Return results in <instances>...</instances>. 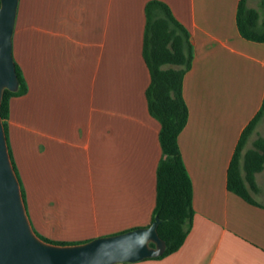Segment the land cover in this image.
<instances>
[{"label": "crops", "instance_id": "obj_1", "mask_svg": "<svg viewBox=\"0 0 264 264\" xmlns=\"http://www.w3.org/2000/svg\"><path fill=\"white\" fill-rule=\"evenodd\" d=\"M148 1L18 0L12 55L26 91L9 99L6 139L39 236L77 244L151 222L162 150L145 95ZM159 1L191 44L178 146L194 215L176 252L117 264H264V165L256 205L227 188L240 136L264 110V42L240 35L239 0ZM263 117L242 154L264 139Z\"/></svg>", "mask_w": 264, "mask_h": 264}, {"label": "trees", "instance_id": "obj_2", "mask_svg": "<svg viewBox=\"0 0 264 264\" xmlns=\"http://www.w3.org/2000/svg\"><path fill=\"white\" fill-rule=\"evenodd\" d=\"M259 17V12L248 7L246 0H239L236 21L243 38L264 42V20L259 22ZM145 19L142 55L150 73L145 95L150 115L160 123L158 139L162 150L156 170V197L151 217V222L156 217L160 219L157 232L165 242L163 254L155 258L159 259L181 247L191 229L194 215L192 185L178 146V135L188 119L182 82L191 65L192 51L188 31L174 18L165 3L159 0L148 1L145 5ZM15 69L18 89L15 92L5 89L0 105L6 136L9 99L26 91L25 81L16 64ZM263 111L258 112L243 130L227 171L228 190L253 205L257 203L251 192L258 191L255 174L264 165V139L257 138L253 147L244 154L242 149ZM8 150L11 157L9 147ZM11 161L17 175L12 157ZM21 191L25 201L22 187ZM39 237L55 244H74ZM150 246L153 244L150 243Z\"/></svg>", "mask_w": 264, "mask_h": 264}, {"label": "water", "instance_id": "obj_3", "mask_svg": "<svg viewBox=\"0 0 264 264\" xmlns=\"http://www.w3.org/2000/svg\"><path fill=\"white\" fill-rule=\"evenodd\" d=\"M17 6L18 0H0V105L5 89L15 92L19 86L12 55ZM159 223L156 217L146 227L77 244L40 238L27 215L0 116V264H117L156 258L165 250Z\"/></svg>", "mask_w": 264, "mask_h": 264}, {"label": "rangeland", "instance_id": "obj_4", "mask_svg": "<svg viewBox=\"0 0 264 264\" xmlns=\"http://www.w3.org/2000/svg\"><path fill=\"white\" fill-rule=\"evenodd\" d=\"M252 5H253V7H256V9L259 10V16H260L259 17V22H261L262 20H264V5H262L260 3L252 4ZM262 120H264V117H263V119H261L260 125L257 128V130H258L257 133L260 134V135L261 134L264 135V121H262ZM47 172H48V175H49V168L47 169ZM49 191H50V189L48 190V195H49ZM48 239H50V238H48Z\"/></svg>", "mask_w": 264, "mask_h": 264}]
</instances>
